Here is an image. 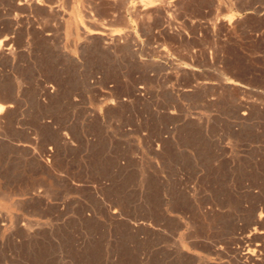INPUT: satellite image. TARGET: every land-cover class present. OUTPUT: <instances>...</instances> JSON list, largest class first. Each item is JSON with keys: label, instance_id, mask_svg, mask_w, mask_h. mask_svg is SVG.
<instances>
[{"label": "rangeland", "instance_id": "1", "mask_svg": "<svg viewBox=\"0 0 264 264\" xmlns=\"http://www.w3.org/2000/svg\"><path fill=\"white\" fill-rule=\"evenodd\" d=\"M0 1V264H242L264 233V0Z\"/></svg>", "mask_w": 264, "mask_h": 264}, {"label": "bare ground", "instance_id": "2", "mask_svg": "<svg viewBox=\"0 0 264 264\" xmlns=\"http://www.w3.org/2000/svg\"><path fill=\"white\" fill-rule=\"evenodd\" d=\"M46 2H47V0H45ZM117 1V0H116ZM152 1V0H151ZM148 2L147 4H145V2H144V4H145V6L142 8L143 10H147L148 8H152V7H154L155 6V4H154V1L153 2ZM162 1H164V0H162ZM178 1V0H177ZM181 1V0H180ZM1 2V1H0ZM12 2L14 3V1L12 0ZM17 2H20L19 4H24L23 3V1H17ZM48 2H52V1H50V0H48ZM107 2H108V0H107ZM113 2H115V1H113ZM143 2V1H142ZM142 2H141V4H142ZM147 2V1H146ZM166 2V1H165ZM13 3H9V5L10 4H13ZM26 3V2H25ZM30 3V2H29ZM35 3H40L39 1H35ZM85 3V2H84ZM102 2H100V4H101ZM109 3H112V1H109ZM109 3H105L104 2V4H105V6L106 5H108ZM117 3V2H116ZM172 3V2H171ZM7 4V3H6ZM31 4V3H30ZM41 4V3H40ZM51 4H53V3H51ZM100 4H99V7H101L100 6ZM104 4H102V6L104 5ZM165 4V3H164ZM18 5V4H17ZM25 5V4H24ZM32 5H34V3L32 4ZM3 6H4V4H3ZM23 6V5H22ZM42 6V5H41ZM41 6H38V7H40L41 8ZM98 6V5H97ZM143 6V5H142ZM13 7V6H12ZM27 7H28V5H27ZM108 7H109V5H108ZM156 7V6H155ZM29 8V7H28ZM35 8H37V7H35ZM45 8V7H44ZM43 8V9H44ZM56 8H58V7H56ZM103 8V7H102ZM22 9H25V8H22ZM21 9V10H22ZM30 9V8H29ZM55 9V8H54ZM105 9V8H104ZM110 9V8H109ZM119 9V8H118ZM138 9V8H137ZM141 9V8H140ZM15 10V9H14ZM33 10V9H32ZM35 10V9H34ZM46 10V9H45ZM52 10V9H51ZM51 10H50V13H51ZM106 11H107V9H105ZM139 10V9H138ZM151 10V9H150ZM16 11H17V9H16ZM20 11V10H19ZM22 11H24V10H22ZM36 11V10H35ZM38 11V10H37ZM53 11V10H52ZM55 11H57V10H55ZM109 11V10H108ZM107 11V12H108ZM137 11V10H136ZM148 11V10H147ZM147 11H145V13L147 12ZM41 12V11H40ZM58 12V11H57ZM103 12H105L104 10H103ZM113 12V11H112ZM111 12V13H112ZM141 12V11H140ZM20 14H21V12H19ZM18 13V14H19ZM38 13H39V11H38ZM43 13H44V11H43ZM48 14H49V12H47ZM56 13V12H55ZM130 13V12H129ZM52 14H54V11H53V13ZM51 14V15H52ZM56 14H59V12L58 13H56ZM108 13H106V15H107ZM147 15H148V12L146 13ZM145 14V15H146ZM151 14V13H150ZM15 15V14H14ZM17 15V14H16ZM51 15H49V16H51ZM53 16H55V15H53ZM105 16V15H104ZM114 16V15H113ZM83 17V16H82ZM111 17V16H110ZM145 17V16H144ZM42 18H44V17H42ZM89 18V17H88ZM143 18V17H142ZM146 18V17H145ZM14 19H15V16H14ZM14 19H13V21H14ZM23 19V18H22ZM21 19V22H23V20ZM47 19V18H46ZM46 19H45V21H46ZM102 19V18H101ZM3 20V19H2ZM12 21V20H11ZM12 21V22H13ZM20 21V20H19ZM93 21H94V19H93ZM97 21V20H96ZM4 23H5V21H3ZM20 22V23H21ZM9 23H11V22H9ZM15 23V22H14ZM13 23V24H14ZM31 23V22H30ZM7 24H8V22H7ZM18 24H19V22H18ZM29 24V23H28ZM47 24V23H46ZM73 24H74V22H73ZM88 24V23H87ZM95 24H96V22H95ZM128 24V23H127ZM4 25H6V23L4 24ZM11 25V24H10ZM21 25V24H20ZM24 25V24H23ZM34 25H36V24H34ZM33 25V26H34ZM148 25H150V24H148ZM226 25V24H225ZM8 26H9V24H8ZM7 26V27H8ZM22 26V25H21ZM25 26V25H24ZM28 26V25H27ZM29 26H31V25H29ZM33 26H31V27H33ZM49 26V24L46 26V27H48ZM131 26V25H130ZM5 27V26H4ZM6 27V28H7ZM15 27V26H14ZM18 27H20V26H18ZM17 27V28H18ZM23 27V26H22ZM30 27V28H31ZM43 27H45V26H43ZM43 27H40V29L42 28L43 29ZM12 28V27H11ZM35 28V27H34ZM90 28V27H89ZM88 28V29H89ZM129 28V27H128ZM19 29V28H18ZM27 29H29V28H27ZM36 29V28H35ZM37 29H39V28H37ZM46 29V28H45ZM47 29H49V31H50V28H47ZM93 29V28H92ZM99 29H100V27H99ZM132 29V28H131ZM148 29V28H147ZM1 30V29H0ZM32 30V29H31ZM38 31V30H37ZM47 31V30H46ZM48 31V32H49ZM53 31V30H52ZM52 31H50V34L48 35V36H50V35H52L51 34V32ZM83 31V30H82ZM1 32H2V30H1ZM0 32V33H1ZM11 32V31H10ZM15 32V31H14ZM32 32V31H31ZM30 32V34H32ZM36 32V31H35ZM35 32H33L34 34H35ZM54 32V31H53ZM52 32V33H53ZM2 33H4V32H2ZM37 33V32H36ZM38 33H40V32H38ZM37 33V34H38ZM103 32L102 31H100V30H91V31H88V32H86L85 34H84V37L85 38H87L88 36H90V35H101ZM121 33L122 32H120V35H121ZM125 33H126V31H125ZM133 33V32H132ZM6 34V33H5ZM36 34V35H37ZM43 34V33H42ZM45 34H46V32H45ZM54 34V33H53ZM123 34V33H122ZM1 35V34H0ZM8 35H9V33H8ZM47 35V34H46ZM46 35H44V36H46ZM73 35V34H72ZM120 35H118V36H120ZM124 35H126V34H124ZM135 35V34H134ZM4 36V35H3ZM7 36V35H6ZM13 36V35H12ZM32 36V35H31ZM33 36H35V35H33ZM38 36V35H37ZM37 36H35L36 38H37ZM74 36V35H73ZM108 36V35H107ZM129 36V35H128ZM2 37V36H1ZM123 37V36H122ZM133 37V36H132ZM53 38V37H52ZM116 38V37H115ZM119 38V37H118ZM124 38H126V36L124 37ZM129 38H131V37H129ZM135 38V37H134ZM4 39V38H3ZM3 39H1V40H3ZM9 39V38H8ZM7 38L5 39L6 41L8 40ZM13 39H15V37L13 38ZM12 39V40H13ZM40 39V38H39ZM43 39V38H42ZM94 39H96V38H94ZM102 39H104V38H102ZM101 39V37H100V40H102ZM107 39V38H106ZM120 39V38H119ZM0 40V45H1V43H2V41ZM16 40V39H15ZM50 40V39H49ZM110 40H111V38H109V42H110ZM116 40H118V39H116ZM124 40V39H123ZM126 40V39H125ZM127 40H129V39H127ZM14 41V40H13ZM17 41V40H16ZM45 41V40H44ZM51 41H53L52 39H51ZM50 41V42H51ZM85 41V40H84ZM89 41V40H88ZM97 41V40H96ZM95 41V42H96ZM115 41V40H114ZM132 41V40H131ZM11 42V41H10ZM49 41H48V43H50ZM101 42H103V41H101ZM8 43V42H7ZM12 43V42H11ZM16 43V42H15ZM45 43H47V41L45 42ZM99 43V42H98ZM119 43L121 44V42L119 41ZM126 43V42H125ZM9 44V43H8ZM6 45V43H5V45L4 46H9V45ZM52 44H53V42H52ZM76 44V43H75ZM74 44V45H75ZM95 44V43H94ZM127 44V43H126ZM12 45V44H11ZM90 45V44H89ZM111 45V43H109V46ZM128 45V44H127ZM130 45V44H129ZM79 46V45H78ZM83 46V45H82ZM97 46V45H96ZM131 46V45H130ZM2 47H3V45H2ZM93 47V46H92ZM118 47V46H117ZM120 47H122V46H120ZM129 47V46H128ZM127 47V48H128ZM0 48H1V46H0ZM11 48H14L13 46L11 47ZM19 48V47H18ZM89 48H91V47H89ZM88 48V49H89ZM101 48V47H100ZM112 48H113V46H112ZM124 48V47H123ZM126 48V49H127ZM5 49V48H4ZM103 49V48H102ZM110 49V48H109ZM116 50L118 49V48H115ZM125 49V50H126ZM79 50H81V49H79ZM90 50V49H89ZM105 50V49H104ZM116 50H114L115 52H116ZM130 50V49H129ZM19 51V50H18ZM91 51V50H90ZM92 51H93V49H92ZM91 51V52H92ZM107 51V50H106ZM111 51V50H110ZM113 51V52H114ZM5 52V51H4ZM12 52H13V50H12ZM89 52V51H88ZM114 52V53H115ZM84 53V52H83ZM83 53H80V54H83ZM87 53V52H86ZM2 54V53H1ZM10 54V53H9ZM12 54V53H11ZM13 54H14V52H13ZM16 54H19V53H16ZM6 55V54H5ZM87 55V54H86ZM15 56H17V55H15ZM83 56V55H82ZM82 56H81V58H82ZM7 57V56H6ZM6 57H5V59H3V60H8V58L6 59ZM10 57V56H9ZM74 57V56H73ZM77 57V56H76ZM13 58V57H12ZM17 58V57H16ZM15 58V59H16ZM78 58V57H77ZM83 58H85V56L83 57ZM79 59V58H78ZM68 60V59H67ZM66 60V61H67ZM82 60V59H81ZM86 60V59H85ZM78 61V60H77ZM79 62V61H78ZM75 66V65H74ZM188 68V67H187ZM203 84V83H202ZM54 85V84H53ZM193 88H195V87H193ZM51 89V88H50ZM137 90V89H136ZM141 90V89H140ZM139 91V90H138ZM142 91V90H141ZM189 92V91H188ZM139 93V92H138ZM140 95V94H139ZM8 103V102H7ZM13 106H12V103L11 104H4V103H2V104H0V119H3V115L6 113V112H8V111H10V109L12 108ZM241 107V106H240ZM245 109V108H244ZM247 109V108H246ZM240 111H241V109H240ZM248 113V112H247ZM6 114H8V113H6ZM5 114V115H6ZM4 115V116H5ZM244 115H246L247 116V114H245V113H243V116ZM4 118H6V116L4 117ZM247 118V117H246ZM5 120V119H4ZM0 123H1V121H0ZM23 146V145H22ZM49 165V164H48ZM78 184V183H77ZM75 186H77V185H75ZM79 186V185H78ZM80 187V186H79ZM76 188V187H75ZM31 198H32V196H31ZM34 198V197H33ZM208 207V206H207ZM211 208V207H210ZM213 208V207H212ZM213 210V209H212ZM262 210V209H261ZM113 214H116V213H118V211L116 212V210H114L113 212H112ZM119 215H120V213H119ZM264 216V213L263 212H261V213H259V216H258V219H261L262 217ZM121 218V217H120ZM257 219V220H258ZM259 222V221H258ZM151 223V222H150ZM140 224V223H139ZM139 224H134V226H137V225H139ZM257 224V223H256ZM141 225V224H140ZM142 225H145L146 226V223L145 224H143L142 223ZM258 225V224H257ZM261 225V224H260ZM133 226V227H134ZM154 227V226H153ZM256 227V226H255ZM148 229V228H147ZM260 231V230H259ZM261 231H263V230H261ZM253 233H250V234H246L245 236H243V237H240L238 240H237V243H238V245H241V246H239V249H237L236 251L240 254V259H242V262L244 263V264H250V262H254L255 261V263H256V261H258L259 260V258H257L256 257V255L257 254H255V252H260L261 250H263V243H264V233L263 232H257V230L254 232V230L252 231ZM163 233V232H162ZM255 235H257V237L258 236H260L261 237V240H263L262 241V243H256L255 245V247L256 248H251V246H252V241L254 240L253 239V237H255ZM259 240V239H258ZM257 241V240H256ZM254 245V244H253ZM217 248V247H216ZM219 250V249H218ZM217 250V251H218ZM235 250V249H234ZM233 250V251H234ZM211 251H212V249H211ZM219 252H220V250H219ZM222 252V251H221ZM224 252V251H223ZM260 256V255H259ZM239 257V256H238ZM263 257V256H262ZM235 258V257H234ZM260 259H262L261 257H260ZM264 260V259H263ZM259 262V261H258ZM242 263V264H243ZM240 264V263H239Z\"/></svg>", "mask_w": 264, "mask_h": 264}]
</instances>
